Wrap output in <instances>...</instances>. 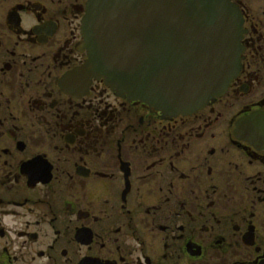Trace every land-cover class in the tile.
Segmentation results:
<instances>
[{"label":"flooded vegetation","instance_id":"obj_1","mask_svg":"<svg viewBox=\"0 0 264 264\" xmlns=\"http://www.w3.org/2000/svg\"><path fill=\"white\" fill-rule=\"evenodd\" d=\"M229 1L238 73L170 114L82 70L88 0H0V264H264V0Z\"/></svg>","mask_w":264,"mask_h":264},{"label":"water","instance_id":"obj_2","mask_svg":"<svg viewBox=\"0 0 264 264\" xmlns=\"http://www.w3.org/2000/svg\"><path fill=\"white\" fill-rule=\"evenodd\" d=\"M81 32L85 73L170 114L222 94L240 66L241 18L229 0H89Z\"/></svg>","mask_w":264,"mask_h":264}]
</instances>
